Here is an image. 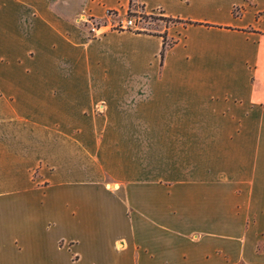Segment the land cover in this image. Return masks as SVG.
Segmentation results:
<instances>
[{
	"label": "crops",
	"instance_id": "0c3cea01",
	"mask_svg": "<svg viewBox=\"0 0 264 264\" xmlns=\"http://www.w3.org/2000/svg\"><path fill=\"white\" fill-rule=\"evenodd\" d=\"M0 264H264V0H0Z\"/></svg>",
	"mask_w": 264,
	"mask_h": 264
},
{
	"label": "rangeland",
	"instance_id": "374dc122",
	"mask_svg": "<svg viewBox=\"0 0 264 264\" xmlns=\"http://www.w3.org/2000/svg\"><path fill=\"white\" fill-rule=\"evenodd\" d=\"M236 13V11H235ZM133 20L134 24L132 27H125L124 24H120L115 26L114 28H111L114 31H118V32H124V31H128V32H133V33H148V31L146 30V23H172L169 22L163 18H159V17H147V16H141V18H133L132 15L126 17V20ZM173 24V23H172ZM172 24H167V25H172ZM101 24L99 22H93L91 28L95 29L100 27ZM172 39L168 40L167 44H172ZM99 109V107L97 108ZM33 180L34 181H38V170L37 171H33Z\"/></svg>",
	"mask_w": 264,
	"mask_h": 264
},
{
	"label": "trees",
	"instance_id": "16d2710c",
	"mask_svg": "<svg viewBox=\"0 0 264 264\" xmlns=\"http://www.w3.org/2000/svg\"><path fill=\"white\" fill-rule=\"evenodd\" d=\"M167 21L172 22V23H177V22H179V21H176V20H167ZM172 44H173V43H172ZM172 44H167V42H166V40H165V42H164V44H163V48H162L161 53H160V57H161L162 61H163V59H164L165 52H166L167 48H168V47H171Z\"/></svg>",
	"mask_w": 264,
	"mask_h": 264
},
{
	"label": "built area",
	"instance_id": "2783aa9c",
	"mask_svg": "<svg viewBox=\"0 0 264 264\" xmlns=\"http://www.w3.org/2000/svg\"><path fill=\"white\" fill-rule=\"evenodd\" d=\"M134 24V21L129 19V20H126L125 23H124V26L125 27H132Z\"/></svg>",
	"mask_w": 264,
	"mask_h": 264
}]
</instances>
